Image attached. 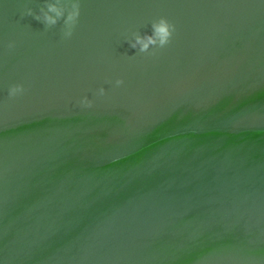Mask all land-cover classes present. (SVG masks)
Wrapping results in <instances>:
<instances>
[{"label":"water","instance_id":"obj_1","mask_svg":"<svg viewBox=\"0 0 264 264\" xmlns=\"http://www.w3.org/2000/svg\"><path fill=\"white\" fill-rule=\"evenodd\" d=\"M72 2L0 0V264H264V0Z\"/></svg>","mask_w":264,"mask_h":264},{"label":"clouds","instance_id":"obj_2","mask_svg":"<svg viewBox=\"0 0 264 264\" xmlns=\"http://www.w3.org/2000/svg\"><path fill=\"white\" fill-rule=\"evenodd\" d=\"M67 5L63 3V0H45L44 6L40 7L38 11L33 12L32 8H26L23 12L24 16H32L35 20L40 21L45 27L55 26L61 17H64V24L61 28V32L64 38H69L73 34V29L78 21L80 14V4L78 2L71 3V10L68 11L65 16ZM174 27L166 19L160 18L152 22L151 33H145L143 36L139 34H132V39L129 41L130 47L138 49L140 53L147 52L150 46L163 47L169 43L170 37ZM12 45L9 44V47ZM123 83L122 80L116 79L115 86H120ZM24 88L22 85L16 84L8 88V96L16 97L22 94ZM105 89L100 87L96 95L104 96ZM79 104L83 107L90 108L92 101L87 97L83 96L79 100Z\"/></svg>","mask_w":264,"mask_h":264}]
</instances>
